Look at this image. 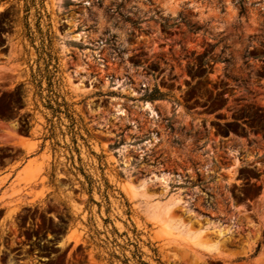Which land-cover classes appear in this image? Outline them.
<instances>
[{"label": "rangeland", "instance_id": "obj_1", "mask_svg": "<svg viewBox=\"0 0 264 264\" xmlns=\"http://www.w3.org/2000/svg\"><path fill=\"white\" fill-rule=\"evenodd\" d=\"M39 153L0 264H264V0H0V166Z\"/></svg>", "mask_w": 264, "mask_h": 264}, {"label": "crops", "instance_id": "obj_2", "mask_svg": "<svg viewBox=\"0 0 264 264\" xmlns=\"http://www.w3.org/2000/svg\"><path fill=\"white\" fill-rule=\"evenodd\" d=\"M17 142H21L20 140H17ZM41 153L37 155H31L27 158H13L12 160H9L2 166H0V208L3 207V197L9 196L13 191V185L17 181V177L20 172L24 170V168L27 166L29 160L39 156ZM242 212V211H241ZM249 213L242 212L241 218L243 221H247L249 219L248 216ZM258 221L255 220L254 224L249 223V234H250V240L251 243H253V246L257 244L262 238V231L264 229V222L263 223H256ZM259 256L264 257V247H261L259 251Z\"/></svg>", "mask_w": 264, "mask_h": 264}]
</instances>
